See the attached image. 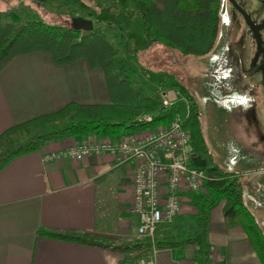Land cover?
Wrapping results in <instances>:
<instances>
[{
    "label": "crops",
    "instance_id": "0c3cea01",
    "mask_svg": "<svg viewBox=\"0 0 264 264\" xmlns=\"http://www.w3.org/2000/svg\"><path fill=\"white\" fill-rule=\"evenodd\" d=\"M249 52L243 55L245 65ZM70 102H110L104 71L85 58L60 65L47 51L36 49L14 57L0 70V134ZM89 138L103 139L96 134L53 139L0 170V264H123L135 256L40 234L57 230L137 238L139 217L132 210L134 162H123L121 156L110 153L90 155L80 162L71 158L44 161L46 153ZM195 159L200 166L206 163ZM223 169L241 177L245 203L258 220V215H264V173L256 174L249 187L243 177L253 171L234 166ZM183 201V214L170 226L161 227L160 234L179 236L181 226L188 222L193 223L190 234L195 232L192 216L196 209L186 195ZM223 208L221 203L213 209L209 223L207 240L213 263L261 264L244 229L227 226ZM156 257L157 264L209 262V258L199 259L194 244L158 249Z\"/></svg>",
    "mask_w": 264,
    "mask_h": 264
},
{
    "label": "trees",
    "instance_id": "16d2710c",
    "mask_svg": "<svg viewBox=\"0 0 264 264\" xmlns=\"http://www.w3.org/2000/svg\"><path fill=\"white\" fill-rule=\"evenodd\" d=\"M43 4L46 0H33ZM82 4L83 0H69ZM224 0H126L123 7L134 6L142 16L146 31L153 40L164 42L183 55L203 56L211 53L220 37ZM228 1V0H227ZM86 6V5H85ZM121 13V12H120ZM119 13V14H120ZM94 24L96 20H93ZM124 38V34H119ZM254 39V38H253ZM123 41V40H122ZM257 52V44L254 39ZM128 48V45H125ZM36 49L47 51L57 64L72 63L80 58L92 67H100L106 77L109 103L83 104L70 102L61 109L32 118L7 128L0 134V170L22 155L38 151L45 143L64 137L88 138L96 134L117 140L127 134L141 133L168 125L178 114L187 118L193 151L206 163L200 166L207 173L206 192H182L195 207L192 219L196 230L192 235L157 236L155 240L130 239L122 236L81 231H41L50 238L110 247L125 254L144 255L157 249L177 248L188 244L198 247L199 259H208L207 240L211 213L224 203L223 213L229 228L242 227L264 264V229L254 212L245 203L241 177L221 168L214 160L203 130L198 108L186 98H178L165 107L158 100L143 94L136 81L137 69L128 56L120 55L103 29L91 32L76 30L72 22L48 25L35 16L23 20L10 11L4 18L0 11V70L14 57ZM251 55V53H250ZM264 56L258 62L251 59L245 66L249 80L263 85ZM150 115V118H142Z\"/></svg>",
    "mask_w": 264,
    "mask_h": 264
},
{
    "label": "rangeland",
    "instance_id": "374dc122",
    "mask_svg": "<svg viewBox=\"0 0 264 264\" xmlns=\"http://www.w3.org/2000/svg\"><path fill=\"white\" fill-rule=\"evenodd\" d=\"M125 2L83 0L85 6L69 0H46L44 5L33 0H0V11L4 18L13 11L23 20L35 16L48 25H70L75 16L96 20L95 28L103 29L119 54L131 59L143 94L162 100L167 92L173 99L183 97L194 104L201 113L215 162L227 169L237 165L253 171L249 173L253 175L243 177L251 187L256 174L264 170V90L245 73L243 55L249 49V58L255 62L256 45L241 14L224 0L221 32L214 50L203 56L183 55L151 39L142 16L132 5L123 7ZM258 220L264 229V215H258ZM192 230L193 223L188 222L181 226L177 237L191 235Z\"/></svg>",
    "mask_w": 264,
    "mask_h": 264
},
{
    "label": "built area",
    "instance_id": "2783aa9c",
    "mask_svg": "<svg viewBox=\"0 0 264 264\" xmlns=\"http://www.w3.org/2000/svg\"><path fill=\"white\" fill-rule=\"evenodd\" d=\"M178 98L164 92L163 105L169 107ZM187 118L178 113L155 131L130 133L117 140L89 138L46 153L44 161L71 158L80 162L90 155L110 153L121 156L123 162H134L132 210L139 217L137 238L155 240L161 227L173 224L183 214L182 192L203 191L208 178L196 162ZM157 250L153 246L148 254L132 256L123 264H157ZM208 258L207 264H214L212 249Z\"/></svg>",
    "mask_w": 264,
    "mask_h": 264
},
{
    "label": "water",
    "instance_id": "95a60500",
    "mask_svg": "<svg viewBox=\"0 0 264 264\" xmlns=\"http://www.w3.org/2000/svg\"><path fill=\"white\" fill-rule=\"evenodd\" d=\"M230 1L234 4L237 10L243 15L247 24L249 25V27L253 32V35L257 42V48L259 50V52L256 54V60H255L256 63L259 59L260 51L264 50L263 37L261 34V30L264 28V23L256 24L252 19V17L250 16V14L236 0H230ZM72 25L76 30H82L84 32H91L95 28L93 19L85 18L83 16L73 17ZM263 85H264V68H263Z\"/></svg>",
    "mask_w": 264,
    "mask_h": 264
},
{
    "label": "flooded vegetation",
    "instance_id": "af4514ba",
    "mask_svg": "<svg viewBox=\"0 0 264 264\" xmlns=\"http://www.w3.org/2000/svg\"><path fill=\"white\" fill-rule=\"evenodd\" d=\"M228 1L235 8V10H237V8L234 6V4L230 0H228ZM236 1L250 14V16L252 17V19L254 20V22L256 24L264 23V0H236ZM241 16H242V18L245 21V24H246V27H247L248 31H251V33L253 34L251 28L247 24V22H246V20H245V18L243 17L242 14H241ZM261 34H262L263 43H264V28L261 30ZM256 44H257V42H256ZM258 52H259V50H257L256 54ZM263 56H264V50L260 51V55H259L258 61ZM262 76H263V72H262Z\"/></svg>",
    "mask_w": 264,
    "mask_h": 264
},
{
    "label": "bare ground",
    "instance_id": "6f19581e",
    "mask_svg": "<svg viewBox=\"0 0 264 264\" xmlns=\"http://www.w3.org/2000/svg\"><path fill=\"white\" fill-rule=\"evenodd\" d=\"M225 9V8H224ZM236 54V53H235ZM238 56V55H237ZM197 64V63H196ZM199 65V64H198ZM241 67V66H240ZM240 71H242V70H240ZM207 73V72H206ZM211 90V89H210ZM224 95V94H223ZM207 96V95H206ZM225 96V95H224ZM201 100V99H200ZM256 101V100H255ZM215 104V103H214ZM216 105V104H215ZM206 107V106H205ZM240 109V108H239ZM256 109V108H255ZM241 110V109H240ZM223 111V110H222ZM221 111V112H222ZM206 113V112H205ZM227 113V112H226ZM233 113V112H232ZM229 114V113H228ZM234 114H236V113H234ZM234 117V116H233ZM243 118V117H242ZM245 118V117H244ZM234 119V118H233ZM246 120V119H245ZM239 124V123H238ZM252 125H253V123H252ZM246 126H248V124L246 125ZM251 128V127H250ZM249 128V129H250ZM245 131V130H244ZM247 134V133H246ZM256 143H258V142H256ZM237 144H238V142H237ZM254 144V143H253ZM252 146V145H251ZM259 146V145H258ZM263 146V145H262ZM241 147H243V146H241ZM263 148V147H262ZM214 149V148H213ZM245 149V148H244ZM253 149V148H252ZM251 149V150H252ZM257 151H258V149H256ZM249 151H250V149H249ZM248 151V152H249ZM263 151V150H262ZM245 154H247V153H245ZM222 161V160H221ZM220 165V164H219ZM222 167V166H221ZM226 167V166H225ZM236 167H239V166H236ZM224 168V167H223ZM236 170V169H235ZM237 172V171H236ZM250 209V208H249ZM251 209H253V208H251ZM261 225V224H260Z\"/></svg>",
    "mask_w": 264,
    "mask_h": 264
}]
</instances>
